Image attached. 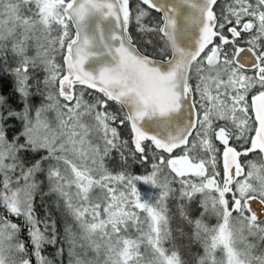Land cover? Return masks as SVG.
<instances>
[{
    "label": "snow or ice",
    "instance_id": "obj_1",
    "mask_svg": "<svg viewBox=\"0 0 264 264\" xmlns=\"http://www.w3.org/2000/svg\"><path fill=\"white\" fill-rule=\"evenodd\" d=\"M0 264H264V0H0Z\"/></svg>",
    "mask_w": 264,
    "mask_h": 264
},
{
    "label": "trees",
    "instance_id": "obj_2",
    "mask_svg": "<svg viewBox=\"0 0 264 264\" xmlns=\"http://www.w3.org/2000/svg\"><path fill=\"white\" fill-rule=\"evenodd\" d=\"M5 91H7V87H6ZM135 171L142 172L143 170L140 169L139 166H136ZM37 203L39 204V199L37 200ZM40 211H42V209H40ZM46 251H47V254H49V253L53 252L54 250L51 247H49L46 249Z\"/></svg>",
    "mask_w": 264,
    "mask_h": 264
},
{
    "label": "rangeland",
    "instance_id": "obj_3",
    "mask_svg": "<svg viewBox=\"0 0 264 264\" xmlns=\"http://www.w3.org/2000/svg\"><path fill=\"white\" fill-rule=\"evenodd\" d=\"M46 254H47V251H46Z\"/></svg>",
    "mask_w": 264,
    "mask_h": 264
}]
</instances>
